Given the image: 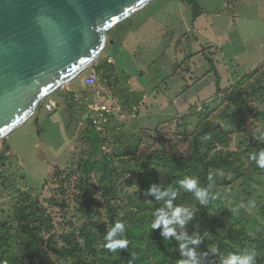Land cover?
Masks as SVG:
<instances>
[{
    "label": "rangeland",
    "instance_id": "374dc122",
    "mask_svg": "<svg viewBox=\"0 0 264 264\" xmlns=\"http://www.w3.org/2000/svg\"><path fill=\"white\" fill-rule=\"evenodd\" d=\"M141 13L137 23L147 22L125 47L111 42L132 18L109 32L100 60L113 51L124 75L86 72L5 139L8 153L0 142V261L16 251L17 264H34L21 253L34 236L35 264H189L187 251L221 264L242 251L234 236L246 231L257 238L244 256L256 251L254 263L264 264V235L232 221L239 213L264 225V169L250 159L264 150V0H154ZM144 36L151 55L130 56ZM134 92L147 100L132 112ZM104 95L117 110L100 126L90 106ZM52 98L58 108L49 113ZM207 125L214 129L204 139ZM147 165L159 179L152 189L143 183ZM190 179L206 204L183 187ZM177 207L187 209L183 225L171 215ZM161 212L172 235L151 227ZM118 222L125 226L114 240L128 245L112 251L106 237Z\"/></svg>",
    "mask_w": 264,
    "mask_h": 264
},
{
    "label": "water",
    "instance_id": "95a60500",
    "mask_svg": "<svg viewBox=\"0 0 264 264\" xmlns=\"http://www.w3.org/2000/svg\"><path fill=\"white\" fill-rule=\"evenodd\" d=\"M153 1L0 0V142L92 70L109 32Z\"/></svg>",
    "mask_w": 264,
    "mask_h": 264
},
{
    "label": "trees",
    "instance_id": "16d2710c",
    "mask_svg": "<svg viewBox=\"0 0 264 264\" xmlns=\"http://www.w3.org/2000/svg\"><path fill=\"white\" fill-rule=\"evenodd\" d=\"M188 1H190L193 4H195V0H188ZM196 13H198V12H196ZM93 69L98 71V72H100L101 70L107 69V67L105 65H101V61H99L97 63V65L94 66ZM229 98H230L231 102L235 103L238 107H240L242 111L244 110V108L237 103V100L235 99V97L230 96ZM213 129H214L213 125H207L206 128L204 130H202V132H201L202 136L203 137H207L209 135V133ZM2 143H3V145H6L5 152L8 153L10 151V145L7 144V141L5 139L3 140ZM106 160H104V163H103L105 167L108 166V162ZM95 162H97V161H94L93 164ZM186 163H187V161L183 162V164H186ZM173 180H174V176H173ZM158 181H159L158 176L155 175V174L151 175L150 165H147V171H146L145 175L143 176L144 185L147 186L148 189L150 187L152 189L154 187V185L156 183H158ZM173 186L176 189H178L177 186L174 183H173ZM151 193H153V192H151ZM170 193H171V196L173 198H175L176 195H177V193L176 192L174 193L173 190H171ZM174 203L177 204L178 201H176ZM262 211H263V215H264V208L262 209ZM232 218H233L232 221L234 223L240 224V225L242 224L244 226L246 224V226H251L254 229H256V231L258 233H261V235H264V225L259 224L257 220L253 219L254 221L253 220L252 221H246L245 217H243L239 213L238 214H232ZM234 237L236 238V242L238 243L240 248H242V251L237 253V256L241 257V258L244 256V251H249L251 243L253 241H256V238H257L256 234H255V236H253L252 234L247 233L246 231H244V232L240 231ZM6 242H8V240H6ZM16 242H18L17 239H16ZM22 247H23V250L21 252L22 253V257H24L25 259L26 258L33 259V263L34 264L35 263H40V262H38V260L40 259V244H39V240L36 237L33 236L32 237V241L22 244ZM15 252L16 251H14L11 255L7 256V260L10 262V264H17V262H18L16 260V257H15L18 253H15ZM194 253H195V258L189 257V259H188L189 264H203L202 262H200V258L197 255V253L196 252H194ZM254 264H256V263H254Z\"/></svg>",
    "mask_w": 264,
    "mask_h": 264
},
{
    "label": "clouds",
    "instance_id": "9594fccd",
    "mask_svg": "<svg viewBox=\"0 0 264 264\" xmlns=\"http://www.w3.org/2000/svg\"><path fill=\"white\" fill-rule=\"evenodd\" d=\"M209 137H204V139H208ZM251 160L256 161L257 165L261 168L264 169V150H261L259 153V158L257 159V157L255 155H252L250 157ZM209 179H211V177H209ZM183 187L185 188V190L187 191H195L196 195L199 196L200 199V203L201 204H206L207 200L204 199L205 193L203 190H201L198 187V181L196 179H190V180H184L181 181ZM154 191V189H153ZM169 207H171V205H169ZM187 209L182 208V207H177L176 209H174L171 213L173 219L177 220L181 225L184 224L185 220L184 219H180L181 214L186 212ZM155 215V214H154ZM190 218V216L185 217V219ZM172 223V220L168 219L166 217V215L161 212L159 214V217L156 219L155 223H152L151 227L152 228H157L159 227L161 224L164 225V235L168 236V235H172L173 231L172 229L168 228V225ZM124 224L122 223H117L115 228H113L109 235L106 237L107 243L105 244V247L108 248L109 250L115 251L117 248H126L128 245V240L127 239H118V240H114V237L116 236L117 233L122 232L123 228H124ZM201 242V239L198 238L196 240L190 241V243L193 244H199ZM187 245L186 244H182L181 248H186ZM210 252L215 256L218 254V250L216 248H211ZM186 255L195 258V253L193 251H187L185 253ZM205 255H207V253H205ZM257 256L256 251L251 252L250 254H247L245 256L238 257L236 255H231L228 259H223L221 261V264H254V260L255 257ZM0 264H8L7 260H3L0 261Z\"/></svg>",
    "mask_w": 264,
    "mask_h": 264
},
{
    "label": "crops",
    "instance_id": "0c3cea01",
    "mask_svg": "<svg viewBox=\"0 0 264 264\" xmlns=\"http://www.w3.org/2000/svg\"><path fill=\"white\" fill-rule=\"evenodd\" d=\"M145 10V9H144ZM143 10V11H144ZM142 12V11H141ZM138 13V14H136L135 16H133L132 17V19H131V23H132V25L127 29V30H125V32L124 33H122V34H118L119 35V37L118 38H116L114 41H113V43H112V47H114L113 49H114V51H116V48L117 47H125V41H126V35H131V34H137V33H135V31H137V32H139L140 31V28H137V26H141V27H144L145 26V24H146V22H147V20L145 19L143 22H142V24H140V23H137V19H136V16H138V15H140V14H142V13ZM129 26V25H128ZM128 33H130V34H128ZM137 45H134V46H132V48L129 50V55L131 56V55H135V53H140V54H142L143 55V49L145 50V53L146 54H148V55H151V49L150 48H147L146 47V44H147V41H148V38H146V36H144V37H138V39H137ZM117 43V44H116ZM115 44H116V46H115ZM109 60H112V63H109ZM110 64H113L112 66H110ZM101 65H105L106 67H107V69H104L105 71H108L109 73V75H112V74H110V72L112 71V72H117V71H120V73H122V75H124L126 72H123V71H121V70H127L128 71V69H124V67H122V69H119V67L117 66V62H116V59H115V57H114V55H113V51H111V53H108L107 54V57H106V59H103L102 61H101ZM135 67V65L133 66V69H131L132 71H134V72H136L137 74H135V76H139L140 78H142V77H145L144 75H145V73L141 70L140 71V74H138V71H137V69H135L134 68ZM141 69H142V67H141ZM92 71L93 72H97L98 73V71H96V70H94V69H92ZM116 74V73H115ZM112 79V78H111ZM120 82H121V84L123 85V78H121L120 79ZM139 84V83H138ZM139 86H140V84H139ZM72 91H75V90H72ZM142 92V91H141ZM144 93H141V95H139L137 92L135 93L134 92V94L132 93L131 94V96H130V100H129V102H128V106H129V108H130V110H132V112H134V110L137 108V109H139V107L142 105V103H144L146 100H147V98H146V96L145 95H143ZM50 99V98H49ZM109 99V100H108ZM51 100H53V101H55L53 98L51 99ZM95 101H97V102H102V103H105L106 105H108V106H110L111 108H114L115 110H117L115 107H116V105H115V102L114 101H112V98H108V95H104V96H101L100 98H99V100H95ZM56 102V101H55ZM57 103V102H56ZM110 103H112V104H110ZM57 105H58V103H57ZM57 108H58V106H57ZM45 111H48L49 113H50V111L46 108L45 109ZM51 112H54V111H51ZM132 118H135V116H134V113L132 114ZM9 144V143H8ZM10 145V144H9ZM11 147V146H10Z\"/></svg>",
    "mask_w": 264,
    "mask_h": 264
},
{
    "label": "built area",
    "instance_id": "2783aa9c",
    "mask_svg": "<svg viewBox=\"0 0 264 264\" xmlns=\"http://www.w3.org/2000/svg\"><path fill=\"white\" fill-rule=\"evenodd\" d=\"M109 63H112V60H109ZM97 82V76L93 72H90L84 79L85 86L89 88L94 87ZM57 106L58 105L55 101L50 100L46 105V108L49 111H54L55 109H57ZM112 114H116V110L106 105L105 103L94 101L90 106L91 119L93 117L94 123H99L100 126H102L103 123L108 122L109 118L112 117Z\"/></svg>",
    "mask_w": 264,
    "mask_h": 264
}]
</instances>
